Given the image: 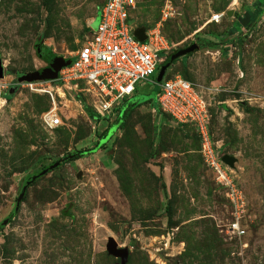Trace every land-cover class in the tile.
Listing matches in <instances>:
<instances>
[{"label": "rangeland", "instance_id": "obj_1", "mask_svg": "<svg viewBox=\"0 0 264 264\" xmlns=\"http://www.w3.org/2000/svg\"><path fill=\"white\" fill-rule=\"evenodd\" d=\"M103 2L0 0V264H122L107 249L111 237L128 248L127 264H264V0H174L166 20L165 0L133 11L147 28L163 21L172 46L164 56L199 45L165 76H187L208 100L213 139L236 158L229 166L242 198L237 208L195 128L147 102L159 89L152 82L121 103L119 110L143 103L124 127L96 152L67 158L97 145L118 113L96 121L88 92L57 88L54 105L19 78L45 68L41 47L73 60ZM217 12L222 20L210 22ZM53 107L63 123L50 129L44 113Z\"/></svg>", "mask_w": 264, "mask_h": 264}, {"label": "built area", "instance_id": "obj_2", "mask_svg": "<svg viewBox=\"0 0 264 264\" xmlns=\"http://www.w3.org/2000/svg\"><path fill=\"white\" fill-rule=\"evenodd\" d=\"M146 1L149 0H104L97 13L96 27L91 25L89 35L73 55L71 64L60 70L59 77L55 80L24 82L34 91L50 94L54 105L57 88L62 89L63 94L68 85L77 92L86 91L93 98L97 114L105 119L119 113L121 103L138 93L139 84H158L154 110L169 116L180 125H192L195 128L216 182L229 189L237 208L242 198L238 195L230 166L223 160L221 145L213 139L208 100L182 74L172 77L165 74L161 81H158V75H154L158 68L160 72L168 57L163 53L169 54L172 49L160 27L163 21L153 28L146 27L145 40L135 34L136 29L142 25L136 21L133 11ZM165 1L162 20L173 16L175 12L174 0ZM222 18L223 14L217 12L211 16L210 22H220ZM55 82L62 83V86H54ZM62 123V117L55 107L44 113L47 128L54 129ZM231 228L234 231L240 230L237 222Z\"/></svg>", "mask_w": 264, "mask_h": 264}, {"label": "water", "instance_id": "obj_3", "mask_svg": "<svg viewBox=\"0 0 264 264\" xmlns=\"http://www.w3.org/2000/svg\"><path fill=\"white\" fill-rule=\"evenodd\" d=\"M135 34L141 39V40H145L147 35H146V26H141L139 28L136 29ZM199 49V45L196 43H193L192 45L184 48V49H180L178 50L176 53H174L173 55H170L169 57H167L166 61H164L160 72L158 74V81H161L164 77V75L166 74L167 69L169 68V66L174 63L173 60L177 59L179 57H183L185 55H187L188 53H191L192 51ZM72 60L68 59L65 60L63 57L61 56H54L51 60V66L44 68L42 71H37L35 73H31V74H22L20 75V81H33V80H40V79H47V80H55L59 77V72L60 70L71 64ZM5 77V66H4V62H3V58L2 55L0 53V79ZM18 88V85H14L10 88V94H14L16 89ZM0 97H1V89H0ZM223 160L228 164V165H235V161L236 158L232 155H228L225 154L223 156ZM61 161H57L53 166H51V168L59 165ZM48 169H45L42 174L47 173ZM35 179V177H34ZM25 195V190L22 191L20 197L18 198L19 201H21L23 199ZM107 249L110 253H113L116 256H119L121 258V262L122 264H127V260H128V255H129V250L128 248H121L119 247L118 242L116 241L115 238L111 237L109 239L108 245H107Z\"/></svg>", "mask_w": 264, "mask_h": 264}, {"label": "trees", "instance_id": "obj_4", "mask_svg": "<svg viewBox=\"0 0 264 264\" xmlns=\"http://www.w3.org/2000/svg\"><path fill=\"white\" fill-rule=\"evenodd\" d=\"M249 17L252 18V19L255 18V14H254L253 11L252 12H249ZM45 56L48 58V60H51L55 55H54V53L51 50H48L46 52V55ZM176 60L177 59H174L173 62H175ZM185 77H187V76H185ZM147 102H150L154 106L156 105V102H155L154 97L153 98H150ZM142 104L143 103H140V102H132V105L131 106H128V104L123 105L121 107V109L119 110L118 116L116 118V123L114 125L113 124L112 125L111 124L108 125V127H106V129L100 133L102 139H101V141L99 143H97V145H95L93 147H87V148L78 150V151L73 152V153H69L67 155V158L68 159H78V158L83 157V156H85L87 154H91V153L96 152V150L98 148H100V146H102V144L104 142H106L115 133V131L118 128L124 127L125 120L130 116L131 112L135 108H137L138 106H140ZM89 112H90L89 114H90L91 118L95 119L96 121H102V120L105 119V118L101 117L99 114H97V113H95L93 111H89ZM211 130H212V127H211ZM36 176H37L36 179H34L33 176L28 177V179H27V181L25 183V186H24L25 194L27 193L26 192V189L29 186L33 185L37 180H39L41 178V175H38L37 174ZM14 216H15V211L10 214L7 222H10L13 219ZM4 224H6V223L3 222L1 224L0 229H2L5 226Z\"/></svg>", "mask_w": 264, "mask_h": 264}, {"label": "flooded vegetation", "instance_id": "obj_5", "mask_svg": "<svg viewBox=\"0 0 264 264\" xmlns=\"http://www.w3.org/2000/svg\"><path fill=\"white\" fill-rule=\"evenodd\" d=\"M47 49L45 48V47H41L40 48V53H41V57H42V59L45 61V63H46V66H45V68H47V67H50L51 66V60H48V58L45 56L46 55V51ZM43 70V69H42ZM41 70V71H42Z\"/></svg>", "mask_w": 264, "mask_h": 264}, {"label": "bare ground", "instance_id": "obj_6", "mask_svg": "<svg viewBox=\"0 0 264 264\" xmlns=\"http://www.w3.org/2000/svg\"><path fill=\"white\" fill-rule=\"evenodd\" d=\"M4 102H6V99L3 98V97H0V104H2V103H4Z\"/></svg>", "mask_w": 264, "mask_h": 264}, {"label": "crops", "instance_id": "obj_7", "mask_svg": "<svg viewBox=\"0 0 264 264\" xmlns=\"http://www.w3.org/2000/svg\"><path fill=\"white\" fill-rule=\"evenodd\" d=\"M93 25V24H92ZM93 99V98H92ZM102 122H103V120H102Z\"/></svg>", "mask_w": 264, "mask_h": 264}]
</instances>
